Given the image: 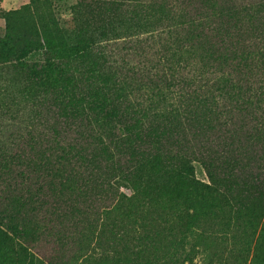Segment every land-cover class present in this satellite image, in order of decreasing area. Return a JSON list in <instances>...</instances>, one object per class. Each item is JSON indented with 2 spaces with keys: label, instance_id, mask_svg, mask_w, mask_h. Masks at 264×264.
<instances>
[{
  "label": "rangeland",
  "instance_id": "rangeland-1",
  "mask_svg": "<svg viewBox=\"0 0 264 264\" xmlns=\"http://www.w3.org/2000/svg\"><path fill=\"white\" fill-rule=\"evenodd\" d=\"M215 1L236 6L264 3ZM203 4L204 0L172 4L165 0H0V41H6V49L14 52L12 58H0V185L26 191L27 213L15 214L19 207L8 217L23 222L29 234H38L33 252L43 258L42 264L52 258L71 261L80 249L84 250L81 255L94 248L96 254L112 257L113 250H118V238L136 249L135 238L141 230L137 225L101 228L97 222L98 213L118 198L108 189L114 178L127 182L121 183L117 194L151 199L148 218L162 214L154 225L162 230L164 240H178L185 234L191 214L187 206L198 195H205L199 184H208V180L197 163L190 176L179 167V160L171 163L168 157L178 146L174 139L194 150L196 140L190 132H200L186 123L178 126L184 138L176 137L178 121L170 122L169 103L150 109L146 98L152 91L143 86L162 74V56L185 49L187 43L196 45L186 22L201 20ZM205 22L207 26L211 20L200 23ZM260 25L257 21L250 26L258 29ZM22 50L28 55L19 63L15 57ZM129 65L136 67L135 75ZM10 108L17 112L13 115ZM257 117L247 118L246 127L254 130ZM203 136L210 143L222 137L218 130ZM256 151L255 159L244 158L246 172L255 181L220 185L216 213L193 227L200 237L188 238L185 251L193 249V264H243L245 244L264 251V157L259 144ZM156 152L163 162L155 175V170L133 172ZM61 156L69 167L74 164L89 170L81 173L67 195L58 192V181L50 175ZM13 204L19 206L4 193L0 214L8 213ZM91 227L93 235L89 234ZM44 229L53 231L47 235ZM98 230H104L99 247ZM59 238H63L61 246ZM185 253H179L178 260Z\"/></svg>",
  "mask_w": 264,
  "mask_h": 264
},
{
  "label": "trees",
  "instance_id": "trees-1",
  "mask_svg": "<svg viewBox=\"0 0 264 264\" xmlns=\"http://www.w3.org/2000/svg\"><path fill=\"white\" fill-rule=\"evenodd\" d=\"M165 1L167 4H172L176 0ZM203 6L205 11L201 15V20L192 19L186 22L190 23L188 24L191 31H188L191 34L190 40L194 38L196 45L187 43L185 49L171 50L162 56L161 60L164 62L162 74L158 76L156 74L154 80L143 87L152 91L146 98L149 101L150 109L160 103H169V110L173 113L170 116V122L178 121L174 124L176 137L184 138V133L178 126L182 127L186 123L194 125L195 129L200 132V134L194 130L190 132V137L196 140L194 150L185 145L182 146L180 141L174 139L173 142H177L176 146H178H175L174 154L171 153L168 158H171V163L176 159L179 160V167L190 176H193L194 163H197L204 171L208 184L196 183L200 185L205 195L209 194L211 198L202 194L192 199L187 206L191 214L183 237L178 240H164L162 230H156L154 225L157 220H162V214L156 218H148V206L151 199L142 201L134 195L126 197L117 194L121 183L126 182V179L114 178L108 183V189L114 190L111 193H114L118 198H116L115 204L105 207L101 213H98L97 222L100 221L101 228H113L116 227V224L122 223L137 225L141 230L135 238L136 249L134 250L128 243H122V240L114 235V239L118 238L119 242L118 250H113L114 256L112 257L103 253L96 254L94 248L87 254L81 255L84 250L80 249V254L73 255L75 258H72L71 261L61 263L52 258L45 261L46 263L193 264V249L190 248L189 253H185L186 240L188 238L197 240L200 235L193 232V227L203 218L216 213V209L219 207L215 197L216 194L222 192L220 185L235 182H241L243 185L255 181L251 173L246 172L244 158L247 161L256 158V154H258L256 144L261 146L262 157H264V3L257 4V6H236L228 2L204 0ZM203 20H211V22L206 26L205 24L208 22L200 23ZM257 21L261 23L258 26L259 30L250 26L251 22ZM210 25L212 28L207 30L206 28L211 27ZM7 46L6 41H0L1 59L13 57L14 52L11 49L7 50ZM27 55L28 52L22 50L15 59L21 63ZM143 60L146 61V57H143ZM148 61L146 62L149 63ZM142 65L144 62L139 64V66ZM128 67L135 75L136 67L132 68L130 65ZM187 102H191L192 106L187 107ZM10 112L14 115L17 109L10 108ZM257 115L254 130L246 127L247 118ZM215 130L220 131L222 137L216 142L210 143V139L203 135ZM225 131L226 134H224ZM2 146L0 141V148ZM161 160L160 153L156 152L154 157H145L144 162L147 163L135 166L133 172L145 170L150 173L155 170V175L156 170L161 167V162H163ZM66 162L65 156H61L58 165L52 169L50 174L53 180L58 181L56 182L58 192L63 195L75 188V181L85 171L87 174L89 173L87 168L76 167L74 164L69 167ZM151 163L159 164V166L155 168ZM91 169L93 170L94 167ZM4 193L9 194L12 201L19 206L16 208L13 204L8 209V213L0 214V233L2 234L0 235V264H42L43 258H39L33 252L36 243L35 237L38 234H29L25 228H22L25 226L22 224L23 222L15 223L8 217L11 210H16L19 207V210L13 211L15 214H18L19 211L20 214L22 210L27 213L28 208L26 209L24 203L26 202V191L17 190L14 185H6V187L0 185V197ZM86 200L87 198L83 202ZM30 210H36V208ZM75 210L76 208H73L71 215L75 213ZM99 216L102 217L101 220ZM1 227L6 232L3 233ZM93 228H90L89 234L95 233L91 231ZM44 231H46L43 232L44 234L49 235L53 230L44 229ZM98 231L101 234L94 235L99 238L98 241L96 240L99 247L104 230ZM8 233L10 238L7 236ZM111 235L113 236V232ZM83 237L86 239V236ZM62 240L63 238L58 239L59 246H61ZM80 243L79 241L78 245ZM89 246L86 245L87 249ZM108 248L111 249L109 245ZM242 249L246 253L243 264H264V251L255 248V246H249V244H245ZM179 253L180 255L185 253L182 260H178ZM208 256V260L211 262L210 255Z\"/></svg>",
  "mask_w": 264,
  "mask_h": 264
}]
</instances>
